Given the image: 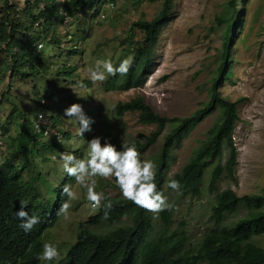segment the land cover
I'll return each instance as SVG.
<instances>
[{"label": "rangeland", "instance_id": "rangeland-1", "mask_svg": "<svg viewBox=\"0 0 264 264\" xmlns=\"http://www.w3.org/2000/svg\"><path fill=\"white\" fill-rule=\"evenodd\" d=\"M230 1L172 0L169 19L154 45L151 74L141 87L120 90L111 87V76L102 82H91L87 79V69L97 59L111 58L118 63L126 56H133L134 46L144 37V32L133 23L156 17L162 9L163 0H102L92 10L78 9L71 16L67 14L63 21L61 9L66 0L58 4L45 0L49 4L47 8L55 13L49 21L38 18L30 30L24 25L30 23L32 16L22 11L29 2L0 0V21L5 13L11 11V17L17 16L16 20L24 24L12 33L10 42L0 38V162L16 156L21 164L22 157L26 155L35 164V170L40 169L53 186L59 187L64 181H71L69 184L77 199L71 201L69 218L63 216L44 235V242L58 245L62 258L77 241L83 223L97 232L107 231L117 224L89 222L98 208L92 207L86 199L85 189L62 171L60 153L74 151L78 157L86 158L88 140L94 136L108 137L112 143H120L121 140L131 142L156 129V124L140 122L138 112L119 116L116 105L121 100L143 96L159 114L170 118L189 116L208 102L222 61ZM235 3L238 13L229 42L230 62L219 90L222 96L231 100L241 99L236 110L239 119L233 134L238 148V164L234 176L223 175L218 189L231 188L241 196L264 194V0H236ZM32 15L36 16L35 13ZM22 18L28 22L23 23ZM35 34L44 35L39 38L44 43L39 51L40 63L27 55L17 63L14 74L11 56L15 58L16 52L22 50ZM73 102L80 103L93 121L92 130L85 131L83 136L76 134L78 122L63 115L64 108ZM217 111L210 112L171 146V158L165 171L167 180L163 193L173 205L167 230L184 229L186 247L192 251L200 246L204 234L214 226L211 215L216 192L210 191L209 181L217 160L214 163L211 161L198 195L175 192L167 187V182L182 170L205 140L208 129L217 120ZM39 113L44 114L43 119L52 129L49 134L55 137L52 140L63 144L60 151L59 148L53 151L51 145H44L45 141L38 142L34 147L31 140L26 139L19 145L24 118L33 129L34 118ZM172 126L168 123L159 140L142 155L143 158L155 163L163 147L164 135ZM46 138L43 137L44 140ZM12 140L18 151L14 150ZM228 152L225 146L224 164ZM38 169L35 175L39 173ZM30 175L25 171V180H29ZM97 190L122 197L113 178H98ZM41 192L47 197L53 189L43 185ZM148 213L154 233L162 232L165 228L161 213ZM238 218L239 214H234L228 221L234 222ZM253 240L264 248V234L255 236ZM59 261H52L51 264H58Z\"/></svg>", "mask_w": 264, "mask_h": 264}, {"label": "trees", "instance_id": "trees-1", "mask_svg": "<svg viewBox=\"0 0 264 264\" xmlns=\"http://www.w3.org/2000/svg\"><path fill=\"white\" fill-rule=\"evenodd\" d=\"M43 1L45 2V0H27L29 3L22 11L32 17L29 20L30 23L25 25L16 20L17 16L12 18L11 11L5 13L0 21L1 40L10 42L13 38L12 33L20 30L21 24L29 26L28 30H30L38 18L49 21L55 12L47 8L48 2H45L43 6ZM47 1L57 3L56 0ZM101 1L66 0L61 9L63 11L61 19L65 20L66 14L71 16L78 9L92 10ZM235 1L231 0L227 5L228 27L225 42H223L222 61L214 77L208 102L189 116L173 118L159 114L143 96L121 100L116 105V112L119 116L127 112H138L140 122L156 124L155 130L143 135L142 138H134L131 141L136 143L142 155L156 144L168 123L173 125L164 135L162 150L155 160L156 183L162 192L165 187L164 182L167 180L165 171L171 158V146L177 144L210 112L218 110L217 120L208 129L205 140L190 160L183 165L182 170L172 177L180 181L183 194L198 195L201 190V181L211 161L213 160L212 163H214L217 160L209 181L210 191L216 192L211 215L214 226L204 234L200 246L192 251L186 247L187 236L184 229L171 232L167 230L171 223L173 208L161 212L165 229L160 233H154L148 211L123 197L105 193L112 201L107 217L104 216V209L98 207L97 214L89 222L117 224L116 227L97 232L83 223L77 241L69 247L58 264H264V248L253 240L255 236L264 234V194L241 196L231 188L218 189L219 180L225 173L228 176H234L238 164V148L233 134L239 119L236 110L241 99L231 100L222 96L219 90V85L226 77L230 62L229 42H231V32L238 13ZM7 7L11 8V5ZM171 11L172 0H163L162 9L156 17L152 20H136L133 23L135 27L144 32L143 40L134 46L136 47L133 55L134 61L128 74L111 76L109 78L111 87L128 90L141 87L145 83L152 71L154 45L157 44ZM34 13L36 16L32 15ZM26 20L22 18L23 23L28 22ZM42 37L40 34H35L30 41L24 44L25 47L22 50L16 52L15 58L11 56L14 74L17 63L27 55L31 56V59L34 57L38 64L40 63L38 58L40 52L33 46V40L42 39ZM69 69L72 68L69 67ZM22 125L19 145L21 141L28 139L34 147L38 142L45 141L44 145H51L50 149L53 151L57 148L60 151L61 145L63 146L57 140H52L55 137L45 136L42 131L32 129L25 118ZM1 132L0 129V140H2ZM43 137L47 138L44 140ZM11 144L14 145V150L18 151L14 140ZM114 144L117 147L120 145V143ZM225 146L228 147L229 152L224 164L222 160ZM20 163L16 160V156H10L0 162V264H41L42 261L36 257L42 250L46 231L63 217L57 214L60 204L66 199L61 195V188L71 181L61 182L59 187L53 186L40 169L37 168L39 173L35 175L37 170H35V164L26 155L22 157ZM24 169L31 174L29 180L24 178ZM43 185L53 189V193L46 197L41 192ZM21 199H27L29 201L27 208L30 213L40 218V222L31 232L27 233L19 227L20 221L14 216V212L20 207L19 200ZM234 214H239V218L237 221L229 222L228 219Z\"/></svg>", "mask_w": 264, "mask_h": 264}, {"label": "clouds", "instance_id": "clouds-1", "mask_svg": "<svg viewBox=\"0 0 264 264\" xmlns=\"http://www.w3.org/2000/svg\"><path fill=\"white\" fill-rule=\"evenodd\" d=\"M56 2L63 3L64 0H56ZM39 44H42L41 48ZM33 46L37 51H40L44 43L41 42V39L33 40ZM133 61L134 57L131 55L119 60L118 63H114L111 58L97 59L87 69V79L95 83L105 81L110 76H126L133 65ZM63 115L78 122L79 127L76 131L78 136H83L85 131L92 130L93 121L85 114L80 103L73 102L65 107ZM36 118H34V124ZM59 160L62 161L60 165L62 171L67 176L74 178L85 189L86 199L91 202L92 207L104 209L105 217L108 215V209L112 207V201L103 191L97 190L98 178L104 180L113 178L120 195L125 200L131 201L134 205L154 215H159V213L173 207L168 196L157 187L156 164L151 159L143 158L134 142L121 140L119 147H117L108 137L102 138L97 135L88 140L86 158L78 157L74 151H63L60 153ZM167 187L175 192L182 190L180 181L175 178L168 180ZM61 195L66 199L60 204L57 214L68 219L69 210L72 207L71 201L77 197L72 191L71 185L67 183L62 186ZM19 204L20 207L14 212V216L20 221L19 227L24 232H31L34 226L40 222V218L36 214L30 213L27 208L29 205L27 199L19 200ZM36 258L45 264H51L52 261H59L62 255L57 244L44 242L42 250Z\"/></svg>", "mask_w": 264, "mask_h": 264}, {"label": "built area", "instance_id": "built-area-1", "mask_svg": "<svg viewBox=\"0 0 264 264\" xmlns=\"http://www.w3.org/2000/svg\"><path fill=\"white\" fill-rule=\"evenodd\" d=\"M39 47L41 48L42 44H39ZM43 118H44V115L42 113L38 114V118H36L34 128L36 131H39V132L42 131L45 136H49L52 129L47 123V121H45Z\"/></svg>", "mask_w": 264, "mask_h": 264}]
</instances>
